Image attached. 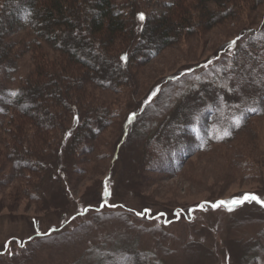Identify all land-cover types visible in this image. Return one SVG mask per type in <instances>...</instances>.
Wrapping results in <instances>:
<instances>
[{
	"label": "rangeland",
	"instance_id": "rangeland-1",
	"mask_svg": "<svg viewBox=\"0 0 264 264\" xmlns=\"http://www.w3.org/2000/svg\"><path fill=\"white\" fill-rule=\"evenodd\" d=\"M31 36L25 27L9 38L21 55L8 87L33 67ZM236 48L252 57L232 91L224 69ZM263 60L260 4L162 48L118 91L92 87L109 108L105 125L89 151H44L38 194L0 162V264H137V251L145 264H264V204L212 206L248 194L264 201V92L243 102L264 84ZM213 74L220 83L207 82ZM216 89L246 116L206 147Z\"/></svg>",
	"mask_w": 264,
	"mask_h": 264
},
{
	"label": "trees",
	"instance_id": "trees-1",
	"mask_svg": "<svg viewBox=\"0 0 264 264\" xmlns=\"http://www.w3.org/2000/svg\"><path fill=\"white\" fill-rule=\"evenodd\" d=\"M260 4L264 0H0V162L9 163L11 172L29 185L30 193L40 190L46 167L44 151L64 145L73 153L89 151L93 137L105 125L109 108L92 87L118 91L130 80L129 74L134 76L137 68L162 48L215 23L238 18L248 6ZM25 27L32 34L27 45L36 46L34 64L16 87H8V72L15 70L21 55L13 48L16 41L9 38ZM246 40L245 44L249 38ZM42 41L53 54L39 50ZM245 49L236 48L231 70L224 69L230 78L228 90L234 91L235 73L251 67V49ZM125 54L126 60L122 59ZM263 63L258 61L260 67ZM219 80L213 74L207 82L218 84ZM254 87L259 92L244 98V104L261 102L264 84ZM216 90L209 104L216 110L207 122L210 139L205 141L206 147L223 140L225 133L231 134V120L240 119L242 124L246 116L243 108L236 111L233 97ZM118 252L114 251L116 257ZM131 255L138 256L137 264L147 260L140 251Z\"/></svg>",
	"mask_w": 264,
	"mask_h": 264
},
{
	"label": "snow or ice",
	"instance_id": "snow-or-ice-1",
	"mask_svg": "<svg viewBox=\"0 0 264 264\" xmlns=\"http://www.w3.org/2000/svg\"><path fill=\"white\" fill-rule=\"evenodd\" d=\"M140 19L143 20L144 19V15L143 14H140ZM233 43H235V41H233ZM122 59L126 60L127 59V54H125L124 57H122ZM13 95H15V93H13ZM132 116L134 117L135 116V113L132 114ZM230 133H225V135H229ZM106 194H107V189H106ZM245 200L247 201H252V200H255L256 202L258 203H261V204H264V201H261L257 196H255L254 194H248V195H245L242 199H234L232 201H220L218 202V204H213L212 206L213 207H218V206H221V205H228V204H231L233 206H236V205H239V204H242ZM103 206V205H102ZM200 207H203V205H200ZM232 208L229 207V211H231ZM85 211H87V209H85ZM151 210L150 209H144L143 212H140V213H137V215H145L146 213L150 212ZM163 215V214H161Z\"/></svg>",
	"mask_w": 264,
	"mask_h": 264
}]
</instances>
